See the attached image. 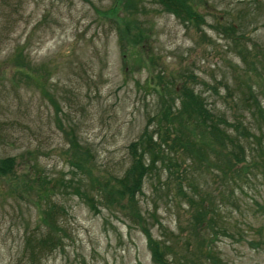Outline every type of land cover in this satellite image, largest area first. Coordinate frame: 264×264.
Listing matches in <instances>:
<instances>
[{
	"label": "rangeland",
	"instance_id": "obj_1",
	"mask_svg": "<svg viewBox=\"0 0 264 264\" xmlns=\"http://www.w3.org/2000/svg\"><path fill=\"white\" fill-rule=\"evenodd\" d=\"M142 3L144 9L135 10L127 0H0V156L16 160L13 172L0 175V264H30L21 248L39 233L41 208L52 202L64 208L56 216L64 245L40 255L36 264H158L149 233L157 243L174 240L182 254L175 255L177 264L203 263L195 252L196 234L211 237L212 230L191 224L190 203L174 183L167 188L161 160L122 203L97 200L88 169L98 182L122 175L132 159L128 145L147 123L156 127V114L176 97L164 83L178 87L183 79L191 85L187 75L199 78L195 90L212 111L236 120L245 115L242 122L255 126L241 98L251 100L252 91L264 100V0H200L203 22L192 26L152 0ZM129 18L141 27L137 43L124 31ZM121 27L127 40L119 36ZM18 62L30 63V77L19 74ZM201 128L197 136L216 146ZM72 133L94 152L84 166L73 163ZM185 158L179 168L194 175V198L210 191L219 222L244 236L213 235L217 255L208 264H264L262 170L241 173L239 186L222 187L202 158ZM187 162L195 166L189 170ZM37 171L46 175L40 186L30 181L34 189L23 190V197L9 193V186L34 179ZM49 179L56 187L44 197ZM183 185L192 194L193 188ZM78 188L94 194L96 208ZM248 239L260 245L251 247Z\"/></svg>",
	"mask_w": 264,
	"mask_h": 264
},
{
	"label": "trees",
	"instance_id": "obj_2",
	"mask_svg": "<svg viewBox=\"0 0 264 264\" xmlns=\"http://www.w3.org/2000/svg\"><path fill=\"white\" fill-rule=\"evenodd\" d=\"M152 1L158 3L163 10L175 14L185 25H200L203 22L202 16L197 11L200 0ZM127 4L135 10L139 8L144 9L142 0H127ZM124 25V31L129 34L133 42L137 43L142 37L140 36L142 33L135 31L141 27L136 28L131 18L124 20ZM119 36L127 40L122 32V27ZM135 36L140 37L137 38ZM17 65H15V69L19 71L20 75H23L24 79L30 77L29 74L33 72H30L32 69L30 63L18 62ZM41 75L44 80V75L42 73ZM187 76L191 81V85H187L183 79L181 80L182 85H178V87L173 82L164 83L165 88H170L174 93H177L176 97H170L169 103L171 102V104H169V109L156 114V127L149 128L147 127V123L146 127L137 136V139L128 145V152L132 159L124 173L119 176L115 175V178L110 180L98 182L97 176L93 175L89 168V187L93 186V190H97V194L99 195L97 200L107 203H111L112 201L122 203L125 199V194L132 196L141 187L142 176L145 177L150 174L157 168V160H161L168 171L167 178L169 180H167V188L169 189L170 187L172 189V184L174 183L176 190L182 192V196H186L190 203L189 205L192 209L191 224L196 226L197 229L210 228L212 230L211 237L204 234H196L198 244L197 251L195 252L198 255H203L202 264H208L210 262L209 258L217 255L211 246V243L213 244L214 241L213 235L216 236V234L221 233L231 238L237 237L239 239L244 238V236L239 231L236 233L231 231L229 226L224 224L225 221L223 219L221 220L223 223L219 222L220 214H217L220 208H217L216 197H213L210 191H206L204 195L200 193L199 198H194V194L198 195L195 189V177L192 174V178H189L186 169L179 168L181 161L183 160L184 162L186 160L185 156L192 159L194 157L198 159L202 158L204 160L202 165L214 171L217 178L220 177L222 179V187L228 186L227 184L239 186L237 177L244 172L256 175V171L260 169L263 172L262 176H264V100H259L252 91L249 95L252 98L251 100H249L248 96L241 98L243 109L253 117L255 122V126L253 123L245 125L242 122L245 119V115L238 120H236V116L230 119L225 116V113H215L207 107L206 98L201 92L195 90L196 84L200 81L199 78L194 74ZM31 79L37 81L33 76H31ZM176 99L178 100L177 105L175 104ZM162 122H164V125H161ZM200 127H202L200 132L201 130H207L211 134V138L216 146H212V140L204 142L200 139V136H197L198 128ZM248 137L251 140H248ZM70 142L74 148L76 157L73 160L75 165L84 166L81 163L83 160L87 161V157L94 158L91 146L80 144L73 133L70 135ZM173 145L176 147H173ZM206 147L208 148V154ZM170 149L174 152V155H171ZM179 149L180 153L175 155ZM146 153L149 155L145 156ZM181 153H183V157ZM211 153H214L212 161L210 160ZM15 164V156H0V175L13 172ZM185 164L187 166L184 164L182 166L189 168V170L195 166L191 162ZM35 166L36 163L31 167L36 168ZM44 179H46V175L37 171L34 179H22L20 183L9 186V193L11 195L18 193V195L23 197V190L34 189L30 181H37V184L40 186ZM184 181L191 189L193 188L192 194H189L187 191L185 192ZM47 183V185L43 186L41 193L44 197L45 195H52L56 187L55 181L51 179L47 180ZM23 184L25 189H23ZM221 186H218V191ZM75 191L85 197L91 208H96V198L93 193L82 192L79 188ZM128 199L126 198V200ZM130 200H134V198ZM57 210L61 211L64 208L53 202L46 208H41L38 224L35 228L37 230L41 228L39 233L32 234L34 237L28 236L25 239V245L21 248V253L27 257L30 264L39 262L37 258L39 259L40 255L52 252L57 247H63V236L60 234L63 230L56 220ZM43 229H46V231H43ZM171 234L173 235L172 232ZM150 236L151 234L149 233V246L153 250L152 255L157 263L177 264L175 255L182 254L178 253V250L174 246V240L172 239L171 242L163 240L157 243L156 241H152ZM247 241L251 247L260 245L257 240L248 239ZM192 260L196 263L195 259ZM213 261L215 263L218 262L217 259Z\"/></svg>",
	"mask_w": 264,
	"mask_h": 264
}]
</instances>
